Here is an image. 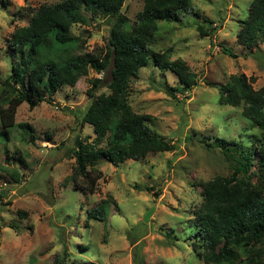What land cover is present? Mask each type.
Returning <instances> with one entry per match:
<instances>
[{
  "label": "rangeland",
  "instance_id": "1",
  "mask_svg": "<svg viewBox=\"0 0 264 264\" xmlns=\"http://www.w3.org/2000/svg\"><path fill=\"white\" fill-rule=\"evenodd\" d=\"M58 1L0 0V83L17 64L7 45L10 34L28 24L31 8ZM251 1L191 0V13L159 23L151 48L184 61L194 83L175 92L177 78L148 65L130 81L128 102L134 112L150 115L151 130L176 149L116 167L98 161L102 177L94 194L64 179L76 165L74 141L94 138L82 117L94 98L108 93L111 65L100 74L89 69L73 87L62 86L33 109L26 103L16 108L15 123L30 126L31 134L16 128L7 141L0 138V264H204L190 236L200 188L236 166L234 157L204 144L220 137L250 146L259 132L241 108L218 103L216 88L241 74L255 78V90L264 86V37L251 47L236 40ZM142 5L125 0L122 12L130 23ZM85 18L70 29L78 43L69 54L104 55L111 21ZM102 200L109 202L104 223L86 214Z\"/></svg>",
  "mask_w": 264,
  "mask_h": 264
},
{
  "label": "trees",
  "instance_id": "2",
  "mask_svg": "<svg viewBox=\"0 0 264 264\" xmlns=\"http://www.w3.org/2000/svg\"><path fill=\"white\" fill-rule=\"evenodd\" d=\"M124 2L60 0L36 10L31 8L28 24L16 28L7 39L17 64L11 66L9 76L0 83V138L4 141L16 128L31 134L30 126L15 123L19 105L26 103L33 109L62 86L73 87L89 69L100 74L111 65L108 93L94 98L82 117V123L92 128L94 138L90 142L74 141L72 155L76 165L64 179L85 194L97 190L102 177L96 169L98 161L116 167L129 159L141 161L148 154L176 149L151 130L150 115L138 114L130 107L129 84L138 71L151 65L172 73L178 80L173 91L178 93L189 90L194 83L184 61L170 60L151 48L159 23H173L180 14L191 13V0H142V9L131 23L122 12ZM85 14L111 21L104 55L68 52L78 43L70 29L84 24ZM263 37L264 0H252L236 40L251 47ZM254 81L243 74L232 75L224 85L216 86L218 103L241 108V116L259 132L250 146L220 137L204 144L234 157L236 164L229 176L214 177L200 188L201 202L193 212L195 230L190 236L200 248L197 256L204 264H264V86L255 90ZM99 82L95 79L92 84L96 87ZM87 94L93 96L91 91ZM29 139L33 141V136L29 135ZM254 165L256 169L252 170ZM108 203L102 200L86 212L87 217L104 223ZM53 264L64 262L55 260Z\"/></svg>",
  "mask_w": 264,
  "mask_h": 264
},
{
  "label": "water",
  "instance_id": "3",
  "mask_svg": "<svg viewBox=\"0 0 264 264\" xmlns=\"http://www.w3.org/2000/svg\"><path fill=\"white\" fill-rule=\"evenodd\" d=\"M66 109V108H65Z\"/></svg>",
  "mask_w": 264,
  "mask_h": 264
}]
</instances>
